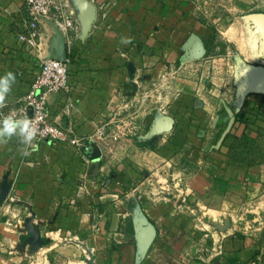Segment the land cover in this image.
<instances>
[{
	"label": "crops",
	"instance_id": "1",
	"mask_svg": "<svg viewBox=\"0 0 264 264\" xmlns=\"http://www.w3.org/2000/svg\"><path fill=\"white\" fill-rule=\"evenodd\" d=\"M66 2L79 27L67 40L73 89L49 107L79 144L29 156L15 137L0 145V264H264V93L249 91L247 67L264 65L260 25L211 22L191 0ZM25 17L26 0H0L8 102L50 54V24L32 49ZM165 115L173 129L153 134ZM29 219L46 239L38 250L25 244ZM145 219L157 228L146 255Z\"/></svg>",
	"mask_w": 264,
	"mask_h": 264
},
{
	"label": "built area",
	"instance_id": "2",
	"mask_svg": "<svg viewBox=\"0 0 264 264\" xmlns=\"http://www.w3.org/2000/svg\"><path fill=\"white\" fill-rule=\"evenodd\" d=\"M45 20L53 21L65 35L66 41L72 32H79L77 19L73 11L68 10L66 0H26V33L23 34L25 45L32 49H41V24ZM69 62L70 59L63 62L43 58L29 90L15 101H6L5 107L0 109V118L15 113L18 117L33 121L38 133L34 143L39 146L45 142L79 144V140L72 137L71 127L58 125L53 120L49 107L51 93H70L73 89ZM96 134L101 140H105L107 127L100 126Z\"/></svg>",
	"mask_w": 264,
	"mask_h": 264
},
{
	"label": "water",
	"instance_id": "3",
	"mask_svg": "<svg viewBox=\"0 0 264 264\" xmlns=\"http://www.w3.org/2000/svg\"><path fill=\"white\" fill-rule=\"evenodd\" d=\"M249 18L255 21V23H257L258 25H260L258 26L257 29L260 33L264 45V12L252 13L249 15ZM45 22L49 23L51 28L53 29V36L50 40V54L48 55L47 59H57L63 62H67L69 59V52H68V45L65 35L53 21L45 20ZM91 23L92 22L89 20L86 26V32H88ZM201 55L202 54L200 53L196 57H201ZM247 67H248L249 75L251 74L255 77L253 82L252 80H250L251 85L249 91L264 93V65L248 64ZM233 122H234V116L232 117L227 132L228 130H230L231 126L233 125ZM174 123H175L174 117L165 115L162 118L156 120V123L153 125L152 128V133L159 134L161 132L171 131L174 127ZM102 156H103V152L101 147L96 143H94L93 149L91 151V159L97 162L102 159ZM9 190H10V186L5 185L4 187H2L0 193V205L6 199ZM144 223L147 226V228H146V233L142 238V242L144 246L143 247L144 255H146V253L150 249L151 245L153 244L157 236V228L148 219H145ZM25 228L26 231L29 233V236L27 237L25 244L26 245L30 244L33 250H38L42 248L46 243V239L41 235V231L39 227L33 224L32 219H29L27 221V225ZM90 264H93V261L90 262Z\"/></svg>",
	"mask_w": 264,
	"mask_h": 264
},
{
	"label": "clouds",
	"instance_id": "4",
	"mask_svg": "<svg viewBox=\"0 0 264 264\" xmlns=\"http://www.w3.org/2000/svg\"><path fill=\"white\" fill-rule=\"evenodd\" d=\"M131 42V38L121 37V44L127 45ZM15 82L16 75L11 71L0 76V109L5 107L6 99ZM37 134L33 121L26 117H18L15 113H9L0 118V145L9 143L15 137L22 146L20 149L22 156H29L32 152L38 151L39 144L34 143Z\"/></svg>",
	"mask_w": 264,
	"mask_h": 264
},
{
	"label": "rangeland",
	"instance_id": "5",
	"mask_svg": "<svg viewBox=\"0 0 264 264\" xmlns=\"http://www.w3.org/2000/svg\"><path fill=\"white\" fill-rule=\"evenodd\" d=\"M201 12V17L211 21L220 22L223 26H227L233 22L235 18L248 17L252 13L264 12V0H191ZM176 71L170 79L179 77ZM170 84V83H169ZM143 95H141L142 97ZM136 100L135 103H142V98ZM130 112V111H129ZM143 116V114H141ZM140 115V117H141ZM138 124H136V127ZM132 126V125H131ZM137 129V128H135ZM134 129V130H135ZM133 130V131H134ZM136 131V130H135Z\"/></svg>",
	"mask_w": 264,
	"mask_h": 264
}]
</instances>
